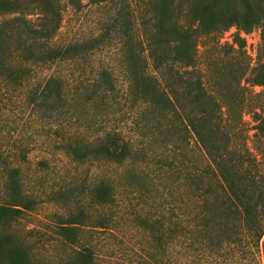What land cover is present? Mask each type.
<instances>
[{
    "label": "trees",
    "instance_id": "16d2710c",
    "mask_svg": "<svg viewBox=\"0 0 264 264\" xmlns=\"http://www.w3.org/2000/svg\"><path fill=\"white\" fill-rule=\"evenodd\" d=\"M65 2L80 1L0 0V16L7 17L0 19V115L17 97L16 109L46 122L50 131L59 128L50 122L58 117L70 124L74 113L66 79L50 66L65 62L75 48L54 47ZM138 6L145 38L140 63L130 60L121 89L102 69L86 99L102 107V125L113 105L121 119L90 140L48 134L77 165L102 164L115 172L92 184L98 215L90 225L81 213L57 227L62 242L78 246L71 264H264V0H139ZM232 26L240 32L260 29L256 64L230 65L221 73L232 74V82L221 87L214 82L208 90L197 63L198 39L216 38ZM240 32L229 46L236 57L245 53ZM139 79L151 88L144 96ZM155 93L160 103L147 96ZM246 114L253 124L250 136ZM4 121L0 116V130L8 125ZM2 139L0 264H31L30 247L14 225L40 195L59 190L27 191L23 166L30 149ZM121 230L129 242L118 257L110 258L115 247L105 249L106 259L99 247L94 252L96 247L83 241L88 231L107 232L118 241ZM123 256L122 263L114 259Z\"/></svg>",
    "mask_w": 264,
    "mask_h": 264
},
{
    "label": "rangeland",
    "instance_id": "374dc122",
    "mask_svg": "<svg viewBox=\"0 0 264 264\" xmlns=\"http://www.w3.org/2000/svg\"><path fill=\"white\" fill-rule=\"evenodd\" d=\"M79 1L77 4L65 2L60 29L55 36L57 46L54 47L75 45L65 58V62H54L50 65L51 69L61 72L66 79L67 97L74 116L72 120L69 119L70 124L67 122L63 125L64 117L50 121L54 122V125H59L58 129L51 130L53 139L55 133H74L90 140L101 131L113 128L115 121L121 119L118 107L111 106L109 113L103 116L102 125V107L98 108L86 102L87 96L89 97V85L96 81L102 69H106L116 87L121 89L125 85L127 71L131 70L130 60L136 59L140 63L141 52L145 48L142 25L137 18L139 0H128V3L109 1L105 5H92L87 0ZM1 18L7 17L0 16ZM238 32H240L239 28L232 26L216 38L206 36L198 39L197 63L208 90H211L214 82L218 84L217 87L232 82V74L226 78L227 72H225L230 65H239V67L247 65L249 69L255 66L261 43L260 29L254 27L240 32L245 42L244 57L230 54L229 46L236 40ZM223 70L225 73H221ZM84 87L88 88L85 90ZM145 88L151 90L146 81L139 79V96L145 95L143 92ZM253 90L258 92L260 88L255 87ZM155 94L147 96L160 103L159 95ZM10 103L8 102L7 105H13L10 106L12 108L1 110L0 116L8 125L0 130V138H3V142L11 144L21 142L30 149L27 154L28 162L23 166L26 170L24 187L33 193L42 189L47 192L51 189L59 190L54 195H40L34 209L26 211L14 225L13 230L18 238L23 239L30 247L31 264H71L78 246L62 242L57 235V227L68 215L81 213L86 216L85 225H90L98 215L92 204L93 197L90 192L92 184L94 180L106 175H115V172L102 164L95 167L90 164L77 165L63 153L60 146L59 148L54 146L53 139L48 138L51 131L46 122L16 109L20 105L17 97ZM242 119L250 136L253 133L250 130L253 125L250 117L246 114ZM247 145L253 146L251 139H248ZM41 161H44L46 166H42ZM130 167L133 169L132 166ZM0 190V203H2L5 199V191ZM123 233H126L125 230H121L119 234L121 239L115 241L110 239L107 232L91 235L88 231L83 241L91 242L96 247H93L94 252H97L99 247L101 255H105L108 259L109 255L107 252L105 254L106 248L115 247V252L110 258L118 257L116 253L126 249L129 241ZM98 243L99 246H96ZM101 244L105 248L102 249ZM133 247L139 249L136 244ZM114 259L122 263L125 256Z\"/></svg>",
    "mask_w": 264,
    "mask_h": 264
}]
</instances>
